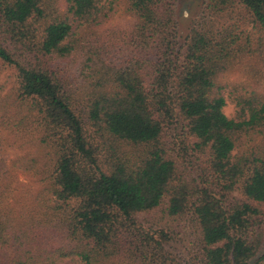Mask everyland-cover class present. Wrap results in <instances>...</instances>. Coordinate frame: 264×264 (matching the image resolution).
I'll list each match as a JSON object with an SVG mask.
<instances>
[{"label":"trees","instance_id":"16d2710c","mask_svg":"<svg viewBox=\"0 0 264 264\" xmlns=\"http://www.w3.org/2000/svg\"><path fill=\"white\" fill-rule=\"evenodd\" d=\"M123 3L131 20L112 25ZM179 3L0 0V66L16 74L0 90L9 264H182L167 248L181 220L195 227L188 264L256 255L264 0H204L184 43ZM77 57L85 80L72 90L62 64ZM238 68L250 82L227 81Z\"/></svg>","mask_w":264,"mask_h":264},{"label":"rangeland","instance_id":"374dc122","mask_svg":"<svg viewBox=\"0 0 264 264\" xmlns=\"http://www.w3.org/2000/svg\"><path fill=\"white\" fill-rule=\"evenodd\" d=\"M125 1V0H123ZM204 0H180L179 3V10H178V18L180 22V35H181V41L184 43L185 39L187 38L190 29L194 23V21L201 16V10L203 8ZM121 12L118 17L112 20V25L117 24H127L128 21L131 20L130 14L127 13L125 9V5L121 6ZM247 62H252L250 60H246ZM245 61V62H246ZM0 90L4 89V91H8L12 89L16 82V74L15 72L6 67V66H0ZM62 72L61 75L64 77L66 82L70 85L72 90H75L78 88L81 83H84V77L82 76V59L77 57L74 62L69 61L66 63L63 62L62 64ZM228 82H242L247 83L250 82V77L246 74L245 70L242 68H238L237 70L233 71L228 77ZM225 113L228 117L232 118L235 116L236 109L234 104L231 102L228 103V105L225 108ZM168 143L172 141L171 138L166 139ZM172 146V145H171ZM21 152H18L17 154L11 156L9 159V163H11L15 158L18 157V155H21ZM19 181L24 184L28 185L30 184V179L27 178V176L23 175L22 173L19 174ZM31 186H33V183H31ZM238 195V194H237ZM238 198L242 199L240 195H238ZM262 209L264 210V206H262ZM178 229L181 232V237L183 239L182 242L175 241L173 243H170L167 245V248L175 253L181 260L182 264H188V249L186 246L193 245V241H196V235L194 236V224L188 220H181L178 223ZM256 233L254 236V241L257 245L256 255L250 260V264H264V221H261L256 226ZM0 253L2 257L5 259V264H9L8 262L10 259L14 258L16 256L15 249L13 250H0ZM63 264H75L71 261H65Z\"/></svg>","mask_w":264,"mask_h":264}]
</instances>
